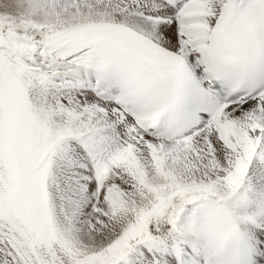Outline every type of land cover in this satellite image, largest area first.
<instances>
[{
  "label": "snow or ice",
  "instance_id": "6c2138e0",
  "mask_svg": "<svg viewBox=\"0 0 264 264\" xmlns=\"http://www.w3.org/2000/svg\"><path fill=\"white\" fill-rule=\"evenodd\" d=\"M0 264H264V0H0Z\"/></svg>",
  "mask_w": 264,
  "mask_h": 264
}]
</instances>
